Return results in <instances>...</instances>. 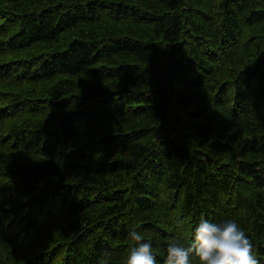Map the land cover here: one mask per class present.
I'll return each instance as SVG.
<instances>
[{
	"label": "trees",
	"instance_id": "16d2710c",
	"mask_svg": "<svg viewBox=\"0 0 264 264\" xmlns=\"http://www.w3.org/2000/svg\"><path fill=\"white\" fill-rule=\"evenodd\" d=\"M201 217L264 264V0H0V264H163Z\"/></svg>",
	"mask_w": 264,
	"mask_h": 264
},
{
	"label": "clouds",
	"instance_id": "9594fccd",
	"mask_svg": "<svg viewBox=\"0 0 264 264\" xmlns=\"http://www.w3.org/2000/svg\"><path fill=\"white\" fill-rule=\"evenodd\" d=\"M127 235L134 244L128 250L126 264H158L152 241L135 229ZM190 239V244L179 239L170 240L163 264H193V258L199 264H260L252 252L250 239L235 219L213 222L201 217Z\"/></svg>",
	"mask_w": 264,
	"mask_h": 264
},
{
	"label": "bare ground",
	"instance_id": "6f19581e",
	"mask_svg": "<svg viewBox=\"0 0 264 264\" xmlns=\"http://www.w3.org/2000/svg\"><path fill=\"white\" fill-rule=\"evenodd\" d=\"M68 36V35H67ZM221 40V39H220ZM31 63V62H30ZM101 84V83H100ZM3 110V109H2ZM258 123V122H257ZM106 139V138H105ZM59 165V164H58ZM7 226V225H6ZM64 230V229H63ZM80 254V253H79Z\"/></svg>",
	"mask_w": 264,
	"mask_h": 264
}]
</instances>
